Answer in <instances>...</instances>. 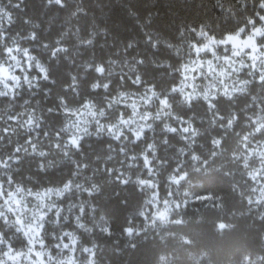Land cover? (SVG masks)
Returning a JSON list of instances; mask_svg holds the SVG:
<instances>
[{
	"label": "trees",
	"instance_id": "obj_1",
	"mask_svg": "<svg viewBox=\"0 0 264 264\" xmlns=\"http://www.w3.org/2000/svg\"><path fill=\"white\" fill-rule=\"evenodd\" d=\"M64 4L65 6L61 7L54 0L52 3L48 0H0V6L5 7L13 18L11 22H7L0 14V32L5 34V43L10 42L15 36L22 45L30 46L31 51L49 65V75L55 81V83L41 81L40 89L31 90L36 95H32L25 87L14 100L8 97L0 98V117H3L0 119L2 137L0 160L6 156L20 157L18 161L8 160L10 167L0 169V172H10L14 180L23 181L33 190L61 186L70 178L74 179V182L83 180L85 185H88L86 177L89 175L97 181L103 180V190L99 194L88 197L86 193L77 194L73 191L71 195L66 194L62 200H58L64 207L75 204L76 207L72 208L77 213H80L79 205L84 201L91 200L97 206L90 215L91 210L85 204L82 217L93 231L87 233L78 229V233L83 243L96 242L100 264H155L161 253L172 254L170 264H197L198 260L200 264H209V261L211 264H240L245 254L253 258L264 255V240L261 239L264 221L256 219L264 205L252 208L233 189V184L238 181H247L246 184H240L242 190L252 184L251 180L241 173L242 163L237 162L238 166L225 165L226 168L237 167V171L231 176L225 175L223 169L193 174L194 182L189 186V192L193 193V196L220 195L224 205L222 209L214 207L215 199L209 204L208 200L189 199L187 195L181 193L188 203L179 211L173 210L169 216V223L161 228L159 234L156 229L149 228L140 235L134 232L131 238L124 233V228L126 226L143 228L145 222L138 212L141 210L145 193L137 191L131 180L128 184H121L120 179H117L122 173H130L133 178L137 175L149 178L139 153L143 152L149 143H153L157 155L151 166L153 170L160 167L158 176L163 181L165 173L171 167H175L180 158L178 148L187 147V141L181 140L179 133L187 126L186 121L189 119L193 127L199 130V134L192 137L197 141L193 148L205 155V158V149L211 148L213 138H222L227 153L244 152L247 148L239 143L241 137L254 129L255 125L252 123L254 117L257 115L264 117V83L252 80L246 86L248 91L234 94L232 100L219 96L213 101L216 107L211 110L203 99L193 100L191 107H187L179 102L181 99L179 92L169 94L172 112L182 119H173L172 115L162 116L160 121L153 122L152 129L144 131L143 140L135 144L131 143L133 136L128 129L125 130L128 140L121 136L117 141L107 132L84 136L80 145L81 150L79 152L73 150L72 153L77 161L75 165L67 158L57 160L55 156L40 158L35 154L30 155L31 145H25V140L33 133H22L17 121L8 119V116H14L23 109L40 110L46 123L38 130L39 136H36L33 142H40L47 147L49 138L44 137V131L47 129L51 133L57 130V125L61 123V117L56 113H47V108H59L58 97L61 95L68 100L69 105L77 103L72 87L67 91L64 89L65 84H71L72 75L77 78L78 85L75 87L78 88L81 97L95 95L101 98V102L102 94L111 96L115 94L117 88L141 92L143 84L137 87L129 79V76L135 79L137 71L144 82L155 84L160 95L164 96L169 93L172 85L179 83V74L172 69L179 64L181 58L174 55L163 43L153 49L151 41L146 42V38L167 40L173 45H179L184 39L179 36L180 30L201 23L208 28L210 34L216 33L218 36L223 33L234 34L235 29L247 25L248 16L253 18L255 25L262 22L256 15L257 12L264 15V8L258 7L259 0H246L243 9L239 0H220L219 4L217 0H64ZM77 7H84L86 14L78 13L73 17L71 13ZM77 26L80 39L88 38L95 33L92 45L77 43V36L74 35ZM66 29L67 36L60 43L66 45L68 51L57 52L56 57H52V50L58 46L57 38ZM101 29L106 31L101 32ZM248 29L246 27L245 31ZM32 31L36 32V39H21ZM129 42H134V46L129 47ZM2 47L3 45H0V48ZM184 48L186 50L187 45H184ZM137 57L143 58L144 63L137 64V71H130V65L136 63ZM113 60L117 63L113 64ZM165 61L169 63L165 64ZM85 62L93 65L97 62L103 63L104 75H98L94 69H85ZM94 80L101 83L111 80L110 91L104 93L103 89H99L96 93H90L89 84ZM44 89H49L48 93H45ZM253 96H256L257 100L253 101ZM25 99L29 101L26 105L23 103ZM9 104L12 105L11 108L7 107ZM117 107L124 108L125 114H128L125 106ZM217 113L224 117L223 121L219 119ZM233 113L237 119L229 129L227 120ZM165 122L176 127L177 132L170 133L164 130ZM221 124L225 126L221 127ZM12 128L16 131H12ZM6 129L8 131H5ZM183 135L191 136V132ZM165 138L167 143H164ZM250 139L251 143L244 142L248 143V147L253 146L254 141L264 139V132L253 135ZM17 145L22 146L21 151H15ZM24 147L28 148V152L23 151ZM134 154L137 155L134 161L136 167H129L130 157ZM147 155L151 157L152 152L149 150ZM48 159L54 161L53 165L41 171L40 162L43 160L47 164ZM185 159L187 160V156ZM157 160L161 161L160 165H157ZM240 160H243V156ZM83 163L88 165L86 169L77 166ZM109 169H112L111 174ZM73 172L79 174L73 178ZM0 179L6 180V177L0 176ZM160 188L162 193H167L168 189L164 187V183H161ZM245 194L249 192L246 191ZM173 196L180 200L175 193ZM247 209L252 210L247 212V215L240 214ZM173 219H181L183 222L173 224L171 223ZM157 223L159 224V221ZM219 223H231L234 227L220 230ZM104 226H110L113 233L111 236L100 231ZM15 229L13 225H7L0 219V231L4 238H11L13 246H23L25 240ZM164 232H173L175 235L168 236L162 242L160 236ZM181 235L187 236L192 242L185 244L180 239ZM133 244L135 247H132ZM205 252L206 257L201 255Z\"/></svg>",
	"mask_w": 264,
	"mask_h": 264
},
{
	"label": "clouds",
	"instance_id": "obj_2",
	"mask_svg": "<svg viewBox=\"0 0 264 264\" xmlns=\"http://www.w3.org/2000/svg\"><path fill=\"white\" fill-rule=\"evenodd\" d=\"M49 3H52L53 0H48ZM54 2L61 7H64V0H54ZM220 0H217L219 4ZM241 9L245 7L246 0H239ZM18 7L19 5H15ZM259 8H264V0H259ZM78 13L86 14V9L84 7H77L71 15L73 17L77 16ZM0 14L3 15L7 22L12 21V15L8 12L5 7L0 6ZM260 17L261 21H264V15H261L259 12L256 13ZM247 25L240 26L234 30L235 36L245 35V42L252 46V52L255 53L257 59L251 58L248 52L244 51V48L241 47L239 60H236L237 55L234 52V49L231 50L225 48L224 51H231V62H226L224 55L218 53L211 54V58L208 56V52L205 50L207 43L214 38L216 43L224 41L226 38L232 36L231 33H223L219 36L216 33L210 34L208 28L201 23L198 26L189 25L187 29L182 28L180 30L179 36L184 37L179 45H173L167 40L153 39L152 37H147V41H151V46L153 49L163 43L168 49L173 51L174 55L179 56V64L172 69V71L179 74L178 84H174L170 87L169 93L164 96L160 95V92L156 89L155 84H148L143 81L142 76L137 71V64H143V58H135L136 63L130 65V71H137L135 79L131 80L133 85L140 87L143 84L141 92H136L135 90H123L117 88L115 94L111 96L103 95L101 98L95 95H84L80 96L78 88L75 87L78 85V81L75 75H72L71 84H65L64 89L67 91L69 87H72L73 93L76 94L77 103L69 105L68 100L64 96L58 97L59 108L57 107H48L47 113H56L61 117V123L57 125V130L51 131L45 130L44 137H48L47 147L43 146L40 142H33L36 136H39V129H41L46 123L44 115L41 114L40 110L37 109H23L14 116H8V119L17 121L19 129L22 130V133H33L32 136H28L25 140V145H31V154H35L40 158H46L49 156H55L57 160H62L63 158L70 159L75 165L77 161L73 158V150L79 152L81 150L80 145L81 141L84 139V136L87 135H96L97 133L104 132L107 128V134L112 136L113 139L119 141L121 136H124L125 140H128V136L125 134V129H128L132 133L133 139L131 143L135 144L138 141L143 140L145 129H152L153 124L148 123L150 119L154 121H160L161 117H167L169 115L173 116V119H182L177 117L172 112V103L169 100V94L180 93L181 99L180 103L185 104L187 107H191L189 99L197 100L203 99L209 106V103L218 99L219 96H223L227 100H232L234 94L236 93H245L248 91L244 85H249L251 80L241 78L239 74L244 69H249L247 75L253 76L255 72H260L262 66H264V25L254 26L255 22L251 16L246 17ZM250 28L248 32L245 31V28ZM106 31L101 29V32ZM68 30L66 29L60 37L57 38V48L53 49L51 52L52 57H56L57 52H67L68 47L60 43L61 40L67 36ZM194 34V37H193ZM74 35L77 36V43L85 46L93 44V38L95 33L85 39L79 38V27L77 26L76 32ZM21 39H36V32L32 31L26 37H21ZM0 45H3L0 48V98L8 97L11 100H14L16 96L20 95L21 90L27 87L28 91L31 92L33 88L40 89L41 81H48L50 83H55L54 79L50 77L49 65L43 61L36 53L31 51L30 46L22 45L15 36L11 38V41L5 43V34L0 32ZM184 45H187L185 50ZM129 47L134 46V42H129ZM199 46V47H198ZM47 47V44H45ZM187 51L188 55H185ZM192 53H195L193 58ZM245 57H249L251 60V65L245 62ZM213 61L215 65L219 64V68H213ZM203 64L204 71L199 69L196 72V76L191 74L185 75V65L189 64ZM113 64L117 63L115 60L112 61ZM127 64V60L125 61ZM168 64V61L164 62ZM85 69H94L98 75H104L105 66L103 63L97 62L95 65L92 63L85 62ZM33 68L35 71L33 72ZM228 69H231L229 71ZM19 70L20 74H17ZM198 77H203L204 80L201 83L198 80ZM210 77V79H209ZM231 77V79H229ZM259 80V79H258ZM112 84L111 80H107L101 83L99 80H94L89 84L90 93H96L97 90L103 89L104 93L110 91V85ZM121 84H123V78H121ZM191 89V91H186L185 89ZM203 89V91H200ZM45 93H48L49 89H44ZM32 95H36L35 92H31ZM159 100V107L156 110L155 114L149 109L154 105V99ZM252 100H257L256 96L252 97ZM143 101V105H141ZM25 105L29 103L27 99L23 102ZM39 103V101H37ZM118 105H123L125 108L130 109V114L126 115L124 108H118ZM144 107V111L141 112V107ZM259 107V104L257 105ZM11 108L12 105L7 106ZM215 105L209 107V109H214ZM168 109V111H165ZM26 114V118H25ZM74 117V119H73ZM89 117L92 120H89ZM3 117H0L2 119ZM260 115H257L253 118V122L259 120ZM104 120L102 123L101 120ZM237 119L235 113L232 114L229 119L227 127L232 128V124ZM95 122L96 131L91 132L90 127L92 122ZM144 121L145 123H140ZM187 126L183 127L181 133H179L180 139L187 141V147H179V160L175 164V167H171L164 175L163 181L159 178L158 173L160 172V167H156L153 170L151 165L152 160H156L157 149L153 143H149L143 152L139 155L143 158V167L147 169L148 176L152 179L141 178L137 175L135 178L131 176L130 173H122L120 179L121 184H128L131 180L137 187V191H143L145 193L143 197V202L141 210L138 212V215L144 219V226L141 227H130L126 226L124 228V233L128 237H132L135 232L136 235H140L141 232L148 230L149 228L156 229L157 233H160L161 228L168 223H161L157 217L161 209H167L169 216L173 213L174 207L176 211L182 209L185 204L188 203L187 200L183 199L184 195H187L189 199L195 200H208L211 204L212 200L215 199L216 203L214 205L217 209H222L224 207L222 202V197L220 195H209L208 199H198V197H204V195H195L189 192V186L194 182L193 174H201L211 172L213 169L219 171L224 170L225 175H233L237 171V167L226 168L225 165H237V162L243 164V169L241 170L242 175L248 177L254 184L248 185L247 189L242 190L240 187L241 183H247V181H238L233 184V189L236 194L240 197H243L246 200L248 205H251L252 208L260 207L264 205V182L261 178H264V139L256 141V143L248 148V143H251V136L260 133L252 129L251 132L246 133L241 137L239 143L243 144V147L248 148L247 154L243 151L227 153L226 149L223 147L222 138H213L211 140V148L205 149V155H202L199 151L193 148L192 137H196L197 133L192 132L193 123L191 119L186 121ZM130 125H135V127H129ZM163 129L167 132H177L175 127H172L170 123L165 122L163 124ZM16 131L15 128L11 129ZM5 131H8L6 129ZM191 132V136H188L185 139L183 133ZM245 137L247 139H245ZM2 139V137H0ZM167 138H165L164 143H167ZM248 142V143H244ZM121 143H123L121 141ZM20 145H17L15 151H21ZM203 147V145H201ZM152 152V156L147 155L148 151ZM24 152H28V148H23ZM124 151V149H121ZM255 155L258 159V164L254 167H250L249 161L250 158ZM187 156V160L185 159ZM229 158L226 159L225 157ZM243 156V160L240 158ZM20 157L17 156H6L3 160H0V169H7L10 167L8 160L18 161ZM137 155H131L129 160V167H136L134 161H136ZM189 161L191 163H189ZM54 161L52 159L47 160V164L43 160L39 164L41 171H44L46 167L50 168L53 165ZM167 163L166 161L164 162ZM161 161L157 160V165H160ZM81 169H86L88 165L86 163L77 165ZM238 166V165H237ZM119 171V169H117ZM246 170V171H245ZM109 174H111L112 169H109ZM79 173L73 172V178ZM0 176H5L6 180L0 179V217L3 218V221L7 225H18L17 220L22 219L24 221L23 229L21 226L16 227V232L21 233L22 237L26 240V245L24 248H14L10 242L11 238L5 239L3 233L0 232V245H3V250H0V264H21V261L25 264H100V261L97 257V244L93 241L90 244H85L82 241L81 236L75 230H65L62 234L68 237V242L65 243L63 239H59L58 243H53L52 245L46 246L45 239H41L40 229L34 227L36 224L40 211H44L47 208V212L50 213L53 209L56 210V213L61 212V207L58 206L56 200H62L65 195H71L73 191L77 194L86 193L88 197H92L96 194H99L103 190L104 181L95 180L92 175L86 177L89 181L88 185H85L84 181L74 182V179L70 178L66 180L61 186H49L47 188L41 187L39 190H33L29 185H25L23 181L14 180L10 172H0ZM164 183V187L168 189L167 193L164 194L161 191L160 185ZM259 185V188L256 187ZM248 191L249 194H245ZM32 193L45 194V197L49 199V203L45 204L41 200L40 195H32ZM173 193L177 197H180V200L173 198ZM55 196L56 200H52V197ZM33 198L30 200L29 198ZM31 204V206H29ZM85 204L88 205L90 215L95 211L96 205L91 202V200L84 201L79 205L80 215L75 217V226L77 229H81L87 233L93 231L92 227L86 225V223L81 219L85 211ZM151 205V209L149 208ZM208 205H205L207 207ZM71 207H76L75 204H72ZM252 209H247V211L240 213L241 215H247V212ZM7 213H11L15 219H10ZM65 220L68 219V216L65 215ZM257 220L264 221V209H262L259 214L256 216ZM159 221V224L157 223ZM183 221L181 219H173L171 223L181 224ZM56 223V221H52ZM131 223V220L129 221ZM223 225V227H220ZM234 227L231 223H219L218 229H230ZM104 234L111 236L113 233L110 229V226H104L100 228ZM173 232H164L160 236L161 241L163 242L168 236H174ZM55 240V236H53ZM180 239L185 244H190L192 241L184 235L180 236ZM261 239L264 240V233L261 234ZM35 245H40V250L33 253L32 248ZM71 245V247H70ZM132 247H135L133 244ZM56 248L59 251L53 254L52 249ZM67 250V254H64V251ZM35 255L36 259H32V255ZM202 256H207V253H202ZM47 257V260L44 257ZM172 258L171 253L167 255L161 253L158 259L155 261V264H170ZM197 264H200V261H197ZM211 264V261H209ZM240 264H264V255H257L255 258L245 254L243 255Z\"/></svg>",
	"mask_w": 264,
	"mask_h": 264
},
{
	"label": "rangeland",
	"instance_id": "obj_3",
	"mask_svg": "<svg viewBox=\"0 0 264 264\" xmlns=\"http://www.w3.org/2000/svg\"><path fill=\"white\" fill-rule=\"evenodd\" d=\"M260 25H264V21H262L260 24L258 25H255V26H260ZM250 30V28L246 31L248 32ZM234 35V34H233ZM241 39H245V35L244 34H241ZM227 48L229 50L232 49V46L231 44L229 43L228 45H220L217 47V52L224 55V56H229L231 57V51H227L225 52L224 49ZM245 52H250L251 49H245L244 50ZM185 55H188V53L186 52ZM192 56L193 58L195 57V53H192ZM208 56L209 58H211V54L208 53ZM236 60H239L240 57H235ZM245 62L248 63L249 65H251V60L249 57H245ZM213 63H216L215 61H213ZM217 68H219V64H217ZM229 71H231V69H228ZM33 72L35 71V69L33 68L32 70ZM201 71H204V69H202ZM249 69H244L241 73L239 74H236V75H239L241 78H245V79H249V80H258V76H259V72H255L253 76H248L247 73H248ZM17 74H20L19 73V70H17ZM193 76H196V73H193L192 74ZM210 79V77H209ZM229 79H231V77H229ZM198 80L202 83L204 78L203 77H198ZM259 81V80H258ZM247 85H244L243 87H246ZM186 91H191V89H188L186 88L185 89ZM200 91H203V89H200ZM154 99V105L149 109L150 111L153 112V114H155L156 110L158 109L159 107V100L156 99V98H153ZM141 105H143V101H141ZM127 112L128 114H130V109H127ZM145 109L144 107L142 106L141 107V112H143ZM165 111H168L165 109ZM126 114V115H128ZM74 119V117H73ZM89 120L91 121L92 118L89 117ZM101 122L103 123L104 120L102 119ZM148 123H152L154 122V120L150 119L149 121H147ZM140 123H145L144 121H140ZM96 125H95V122L93 121L92 124H91V127H90V131L91 132H95L96 131ZM130 128L131 127H135V125H130L129 126ZM127 130V129H125ZM124 130V131H125ZM146 130V129H145ZM104 132H107V128H105ZM254 143H256L254 141ZM252 146L248 147V148H251ZM248 148L247 150H245V154H247V151H248ZM244 158V157H243ZM258 164V159L255 155H253V157L250 159L249 161V165L250 167H254ZM147 179H152V177H149ZM262 182H264V178H261ZM252 184H254L253 181H251ZM257 188H259V185H256ZM39 190V189H38ZM35 191V190H34ZM174 198V196H173ZM30 200H33V198H29ZM52 200H56V197L53 196L52 197ZM2 202V201H0ZM45 204L49 203V199L47 197H45V200H44ZM57 204L59 207H61V212H60V218H59V222H56V223H52V221H56V210L53 209L50 213H48V216L46 218V220L44 221L45 223V227L44 229L42 230V236L43 238L45 239L46 241V246L47 245H52L53 243H58L59 242V239L61 237V234L65 231V230H75L76 232H78V229L76 228L75 226V217L77 215H80V213H77L76 211H73V208L72 207H64L62 206L61 204H59V201L56 200ZM31 206V204L29 205ZM149 208L151 209V205H149ZM174 210H175V207H174ZM44 211H47V208L44 209ZM7 215L9 216L10 219H15V217L11 214V213H7ZM65 215L68 216V219L65 220L64 217ZM83 216H81V219H82ZM3 220V218H0ZM15 228L18 226V225H13ZM1 232V231H0ZM22 236V234H21ZM53 236H55V240L53 238ZM25 240V239H24ZM64 242L67 243L68 242V237L65 236L64 238ZM26 240H25V244L23 246H20V247H16V246H13L14 248H24V246L26 245ZM71 247V245H70ZM35 248L36 250H40V245H35ZM0 250H3V245H0ZM59 250L56 249V248H53L52 249V252L53 254H55L56 252H58ZM64 254H67V250L64 251ZM32 259H36L35 255L33 254L32 255ZM45 260H47V257L45 256L44 257ZM11 264V262H10ZM21 264H25V262H23V260L21 261Z\"/></svg>",
	"mask_w": 264,
	"mask_h": 264
},
{
	"label": "snow or ice",
	"instance_id": "obj_4",
	"mask_svg": "<svg viewBox=\"0 0 264 264\" xmlns=\"http://www.w3.org/2000/svg\"><path fill=\"white\" fill-rule=\"evenodd\" d=\"M229 43L231 44L232 48L234 49V52L237 55V57L240 54L241 47H243L244 50L250 48L251 51L249 52V56L251 58L257 59V62H259V58H257L255 53L252 52V46L249 45V44H246L245 40L241 39L240 36L232 35V36L226 38L224 41H221L219 43H216L214 38H212V40H210L207 43V46H206L205 50L208 53L212 54V53H215L217 51L216 49H217L218 46H220V45H228ZM224 59H225L226 62H229V63L231 62V57H229V56H225ZM213 68L217 69V65H215V63H213ZM198 69L200 71L202 69H204L202 62L199 63V64L193 63V64L185 65V75H188V74L192 75L193 73H196ZM258 79H259V81L261 83H264V66H262V70L259 72ZM192 101L193 100L189 99L188 102L191 103ZM212 105H215V107H216V104L213 103V101L209 103V107H211ZM217 115L219 116V113H217ZM219 119L223 121L224 117L223 116H219ZM213 123H215V120L213 121ZM228 123H229V119L227 120V125H228ZM252 123L255 125V127H254L255 131L264 132V117H261L259 120H256L254 122L252 121ZM224 126H225L224 124H221V127H224ZM232 126H233V124H232ZM175 130L177 131L176 127H175ZM182 130H183V128L181 129V131ZM191 131L192 132H196L197 135L199 134V130L197 128L193 127L191 129ZM172 133H175V132H172ZM142 135H144V133H142ZM187 137L188 136H185L184 138L187 139ZM245 139H247V138L245 137ZM193 143H195V140H193ZM149 166H151V165H149ZM32 195H40L41 200L42 201L45 200V194L32 193ZM208 198L209 197H207V196L198 197V199H208ZM47 216H48V212L47 211H40L38 219L36 221V224L33 225L34 227H38L40 229L41 239H43L42 230L45 227L44 221L46 220ZM0 218H2V217H0ZM59 218H60V214L56 213V222H59ZM157 219L161 223H168L169 222V213H168L167 209H161ZM17 224L22 227L23 224H24V221L22 219H18L17 220ZM220 227H223V225H221ZM22 230L26 231V229H23V227H22ZM3 236H4V234H3ZM60 238L64 240L65 236L62 235ZM32 251H33V253H35L37 251L35 246H33Z\"/></svg>",
	"mask_w": 264,
	"mask_h": 264
}]
</instances>
